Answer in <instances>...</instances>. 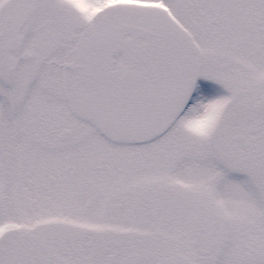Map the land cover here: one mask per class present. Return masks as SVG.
<instances>
[{
	"label": "snow or ice",
	"instance_id": "obj_1",
	"mask_svg": "<svg viewBox=\"0 0 264 264\" xmlns=\"http://www.w3.org/2000/svg\"><path fill=\"white\" fill-rule=\"evenodd\" d=\"M0 264H264V0H0Z\"/></svg>",
	"mask_w": 264,
	"mask_h": 264
}]
</instances>
